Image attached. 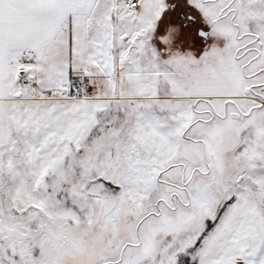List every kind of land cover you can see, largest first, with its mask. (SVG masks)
<instances>
[{
  "label": "snow or ice",
  "instance_id": "6c2138e0",
  "mask_svg": "<svg viewBox=\"0 0 264 264\" xmlns=\"http://www.w3.org/2000/svg\"><path fill=\"white\" fill-rule=\"evenodd\" d=\"M0 264H264V0H0Z\"/></svg>",
  "mask_w": 264,
  "mask_h": 264
}]
</instances>
